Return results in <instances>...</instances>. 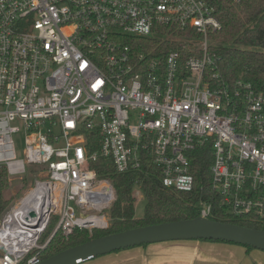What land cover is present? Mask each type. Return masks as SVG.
<instances>
[{
	"label": "built area",
	"instance_id": "built-area-1",
	"mask_svg": "<svg viewBox=\"0 0 264 264\" xmlns=\"http://www.w3.org/2000/svg\"><path fill=\"white\" fill-rule=\"evenodd\" d=\"M221 30L206 0H0V168L37 175L0 222V264H39L57 233L109 227L117 193L100 158L186 193L208 161L225 213L264 226V89L222 78Z\"/></svg>",
	"mask_w": 264,
	"mask_h": 264
},
{
	"label": "trees",
	"instance_id": "trees-1",
	"mask_svg": "<svg viewBox=\"0 0 264 264\" xmlns=\"http://www.w3.org/2000/svg\"><path fill=\"white\" fill-rule=\"evenodd\" d=\"M206 1L222 23V30L213 35L216 45L211 47V52L219 60L218 72L225 81L243 79L264 89V0H244L240 4L230 0ZM150 43H153V46L159 45V42L151 41L149 46ZM174 47L167 43L160 45V49L167 52ZM94 137L90 136V140ZM197 164L196 189L186 193L164 187L158 170L152 166L148 167L147 173L118 174L110 160L100 158L93 167L100 178L111 181L117 193V200L109 211V227L106 230H96L93 236H90L88 230L80 229L70 236L57 233L46 248L39 252L40 257L45 260L90 240L131 229L197 218L202 215V201L212 204V211L208 216L211 220L264 230V226L256 221L233 219L228 216L211 190L210 162L202 160ZM9 190L7 170L0 168V217L9 205L6 199ZM137 190H140L144 197V214L140 217L134 198V192ZM54 229L55 224H52L42 243L49 239Z\"/></svg>",
	"mask_w": 264,
	"mask_h": 264
},
{
	"label": "water",
	"instance_id": "water-1",
	"mask_svg": "<svg viewBox=\"0 0 264 264\" xmlns=\"http://www.w3.org/2000/svg\"><path fill=\"white\" fill-rule=\"evenodd\" d=\"M191 240L228 242L264 251V230L199 216L194 219L145 226L93 239L62 251L39 264H82L144 245Z\"/></svg>",
	"mask_w": 264,
	"mask_h": 264
},
{
	"label": "crops",
	"instance_id": "crops-1",
	"mask_svg": "<svg viewBox=\"0 0 264 264\" xmlns=\"http://www.w3.org/2000/svg\"><path fill=\"white\" fill-rule=\"evenodd\" d=\"M82 264H264V251L222 242L171 241L119 251Z\"/></svg>",
	"mask_w": 264,
	"mask_h": 264
},
{
	"label": "rangeland",
	"instance_id": "rangeland-1",
	"mask_svg": "<svg viewBox=\"0 0 264 264\" xmlns=\"http://www.w3.org/2000/svg\"><path fill=\"white\" fill-rule=\"evenodd\" d=\"M209 44L211 47H214L216 45V41L214 40L213 36H210ZM13 140L15 142L18 158L24 159L25 158V148H26L24 132L22 131L21 133L14 134ZM31 171H33V170H31ZM36 178H37V175L29 174L23 180H11V179H9L10 190L8 192V195L6 196V199L9 201V205L7 206L6 212L8 210H10L11 208H13L21 200V198L26 194V192L33 186ZM134 198L136 199L135 204H136V206H138L137 207V210H138L137 214L139 215L138 217H140L141 215L144 214V205L142 202V201H144L143 194L140 196L138 193V190H137L134 192ZM10 199H11V201H10ZM6 212L3 213V215L0 217V222L3 219V216L6 214ZM107 220L109 221V224H110V220H111L110 213L107 215ZM96 230H98V229H96ZM96 230H92V231L88 230L90 236H93ZM46 241L43 242V245L46 243Z\"/></svg>",
	"mask_w": 264,
	"mask_h": 264
}]
</instances>
